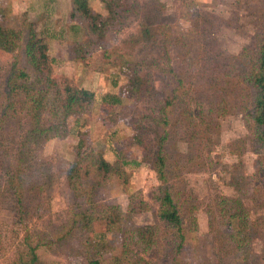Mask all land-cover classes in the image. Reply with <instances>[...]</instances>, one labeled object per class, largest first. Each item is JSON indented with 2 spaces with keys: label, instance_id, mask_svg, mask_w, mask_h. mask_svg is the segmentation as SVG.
Listing matches in <instances>:
<instances>
[{
  "label": "rangeland",
  "instance_id": "374dc122",
  "mask_svg": "<svg viewBox=\"0 0 264 264\" xmlns=\"http://www.w3.org/2000/svg\"><path fill=\"white\" fill-rule=\"evenodd\" d=\"M246 1L137 0V12H131L122 24L107 31L95 42L93 50L80 59L74 58L72 45L84 36L81 20L69 18L71 0L38 1L31 14L0 0V17L8 26L22 31L23 38L29 24L34 23L47 44L53 60L52 72L60 88L81 87L94 93L93 102L82 113L69 117L66 136L33 145L28 175L34 184H25L28 196L24 202L28 207L18 211L12 191L2 187L0 264H88L92 257L107 264L122 253L123 247H129L124 244L131 237L133 226L158 223L153 192L159 181L152 165L141 160V149L134 144L132 135L137 120L147 121L148 128L156 129L150 116L157 115L159 105L153 96L128 97L123 89L128 72L135 65L141 77L151 79V86L160 97L171 94L176 77L161 72L152 63L158 55L160 23L165 20L170 66L185 87L176 89V94H184L191 110H198L195 102L208 103L220 96L233 105L217 119V125L202 123L207 139L188 143L186 137L178 138L173 124L166 127L170 132L166 148L173 163L172 183L178 192L180 210L186 217L189 203L195 208L198 223L196 231L186 234L179 264H264V226L258 224L264 220V200L261 193L252 194L256 155L250 146L244 111L236 101V89L230 87L223 92L217 85L208 86L213 74L211 67L206 71L199 67L206 51L220 52V58H224L238 54L244 47L256 49L255 34L264 8L262 1ZM88 5L93 11L106 13L101 0H88ZM193 35H200L195 43ZM17 54L23 62L21 51ZM11 59L0 52L2 64ZM114 98L120 99L118 103L112 102ZM179 111L176 104L173 114ZM151 137L155 139V133ZM80 139L84 142L83 150H93L110 162L120 152L126 160V181L112 178L101 184L78 182L76 191L66 172L76 158ZM132 193H139L149 203L147 211L128 216L127 204ZM222 195L240 198L254 226L255 234L240 254H223L221 250L224 240L219 231L223 230L226 217L219 215L217 205ZM108 205L113 206L116 224L106 234L110 249L97 252L86 241L88 232L75 220L78 216L74 211L91 206L101 213ZM95 230L99 232L104 227L96 225ZM164 238L162 233L159 245L144 253L137 247L129 248L144 258V264H170Z\"/></svg>",
  "mask_w": 264,
  "mask_h": 264
},
{
  "label": "trees",
  "instance_id": "16d2710c",
  "mask_svg": "<svg viewBox=\"0 0 264 264\" xmlns=\"http://www.w3.org/2000/svg\"><path fill=\"white\" fill-rule=\"evenodd\" d=\"M101 1L105 14L93 11L88 5V0L70 2L69 18L76 22L81 20L84 36L73 41L74 58L87 56L100 37L107 31L114 30L131 12H137L139 9L137 0ZM259 1H262L264 8V0ZM260 22L259 31L255 34L256 49L244 47L238 54L224 58H220V52L206 51L202 57L204 62L200 63L199 67L205 71L211 67L213 74L207 83L208 86L217 85L223 92L230 87L237 91L236 101H239L244 111V120L250 132V146L256 155L253 163L255 171L252 194L256 196L261 193L264 200V13ZM166 27V20L162 21L156 41L158 55L152 59V63L161 72L174 74L176 77L177 84L170 90L171 94L160 97L151 86V79L141 77L135 65L129 70L123 89V93L128 97L153 96L155 104L159 105L157 115L150 116L151 122L157 126L156 129L148 128L147 121L137 120L132 135L134 144L141 149V160L152 165L159 181L157 189L153 192V200L158 205V223L133 226L131 237L124 245L137 247L140 253H144L159 245L158 239H162L163 233L166 249L170 254V264H179L186 234L196 231L198 223L195 208L189 203L186 207V217L181 213L178 192L172 183L173 169H170V166L173 163L170 162L172 159L166 148L170 132L166 127L173 124L178 138L186 137L185 141L188 143L207 139L205 131L201 128L202 123L217 125V119L226 114L233 105L226 97L220 96L221 98L208 103L195 102L198 110H191L186 104L184 94H176V89L185 90V87L182 85V79L177 77L170 66ZM199 38L200 35H193L192 41L195 43ZM19 50L23 62L18 57ZM0 52L12 58L6 64L0 61V196L3 186L10 189L18 211H21L28 207V203L24 202L28 196V187H25V184H34V180H30L32 178L28 175L29 160L34 156L33 145H40L53 137L66 136L69 131V117L82 113L93 102L94 93L81 87L60 88L52 72L53 60L48 54L47 44L37 33L34 23L29 24L23 38L22 31L8 26L3 17H0ZM128 65L131 66V63ZM119 100L114 98L112 102L118 103ZM176 104L180 111L174 115L173 107ZM23 123L26 126H23ZM159 126H162L161 129ZM153 133L156 135L155 139L151 137ZM83 148L84 142L80 139L76 158L66 172L67 179L76 191L79 188L78 182L82 184L91 181L93 184H101L112 178L126 181V160L120 152H117L113 162H110L101 154L97 155L93 150L87 151ZM148 209L149 203L139 193L129 195L128 216ZM217 209L220 216L226 217L222 225L223 230L219 231V236L224 240L222 253L244 252L249 246L250 238L255 234L247 207L238 197L222 195ZM103 210L99 213L94 207L87 206L74 211V215L78 216L75 220L88 232L86 241L97 252L110 249L106 234L116 224L113 206H105ZM258 224L264 226V220ZM96 225L103 226L104 230L96 231ZM2 236L0 230V239ZM129 247H123L122 253L113 256L107 264H144V258L132 252ZM100 262V258L92 257L88 264H101Z\"/></svg>",
  "mask_w": 264,
  "mask_h": 264
},
{
  "label": "crops",
  "instance_id": "0c3cea01",
  "mask_svg": "<svg viewBox=\"0 0 264 264\" xmlns=\"http://www.w3.org/2000/svg\"><path fill=\"white\" fill-rule=\"evenodd\" d=\"M7 2L12 3L13 9L17 11H27L28 14H31L32 11L35 10V3H38V1L43 0H6Z\"/></svg>",
  "mask_w": 264,
  "mask_h": 264
}]
</instances>
